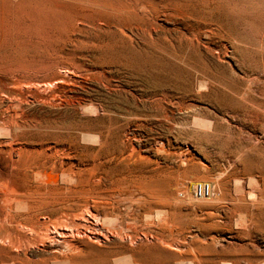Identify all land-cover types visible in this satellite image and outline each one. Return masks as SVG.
Here are the masks:
<instances>
[{"label":"rangeland","instance_id":"rangeland-1","mask_svg":"<svg viewBox=\"0 0 264 264\" xmlns=\"http://www.w3.org/2000/svg\"><path fill=\"white\" fill-rule=\"evenodd\" d=\"M99 2L0 0V77L44 87L25 111L48 136L28 139L71 141L78 130L60 129L51 97L86 99L82 123L95 139L81 140L79 186L103 204L151 209L154 224L139 233L154 244H141L138 264H264V0L221 4L209 22L185 0L141 10L165 36L158 42L117 32ZM193 182L212 184L213 196L196 198ZM58 250L70 264L106 261L92 244Z\"/></svg>","mask_w":264,"mask_h":264},{"label":"bare ground","instance_id":"bare-ground-1","mask_svg":"<svg viewBox=\"0 0 264 264\" xmlns=\"http://www.w3.org/2000/svg\"><path fill=\"white\" fill-rule=\"evenodd\" d=\"M237 1L248 0H185V5L192 7L196 15L202 19L206 18L209 22L215 18L219 5L224 6ZM172 3L179 2L178 0H100L98 6L103 15L115 19L111 25L117 32L122 30L126 33L128 29L133 32L136 29L134 33L145 41L158 42L164 40L165 36L150 27L152 25L150 18L153 15L142 16L140 11L157 13L160 6ZM221 21L224 19L220 18ZM185 50L188 51L190 48L187 46ZM138 51L146 52V49L142 48ZM42 85L15 75L0 77V264H70L71 258L60 255L58 248L81 252L88 244L98 246L104 251L106 264H138L141 260L137 252L141 244H154L151 236L139 233L142 228L154 224L151 209L140 208L135 212L133 204L127 205L124 209L114 205L113 202L103 204L98 201L94 189L85 184L79 186V175L86 171L84 164L82 165L84 150H80L83 149L81 140L84 142L95 139L86 124L82 123L84 110L88 108L87 100L73 95H68L69 97L65 99H57L55 93L51 97L56 100L57 106L63 108V111H60L61 116L66 117L65 119L63 116L64 122L60 129L69 130L70 133L78 130V136H73V133L66 137L72 139L71 141L28 139L48 136L47 133L39 131L43 129L44 124L42 126L34 124L35 131L32 130L29 125L31 123L27 122L31 118L25 111L28 106L26 104L29 103L28 96L41 98ZM45 85L47 88L49 83ZM200 86L208 85L201 82ZM59 89L57 87V90ZM47 125L49 127L48 121ZM121 152L116 156L120 161L132 160L131 153ZM197 184L194 185L193 182L189 185L190 188L194 185L193 193ZM206 184L209 185L210 194L201 199L210 198L214 194V186L210 183ZM245 188L241 183L238 184L236 191L245 193ZM71 197L78 202L68 204L66 199ZM161 208L167 213V207L161 206ZM167 220L166 215L163 222ZM38 246L43 247L41 251L45 258L42 256L39 260H34L29 257L28 252Z\"/></svg>","mask_w":264,"mask_h":264},{"label":"built area","instance_id":"built-area-1","mask_svg":"<svg viewBox=\"0 0 264 264\" xmlns=\"http://www.w3.org/2000/svg\"><path fill=\"white\" fill-rule=\"evenodd\" d=\"M210 194V188H209V185L206 184V183H199L195 186V189H194V195L196 198H206L208 197Z\"/></svg>","mask_w":264,"mask_h":264}]
</instances>
